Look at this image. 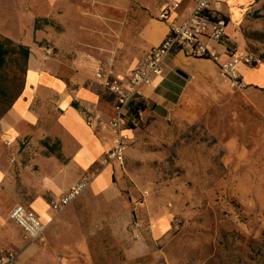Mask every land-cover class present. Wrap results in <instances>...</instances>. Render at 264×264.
I'll return each instance as SVG.
<instances>
[{
    "label": "rangeland",
    "instance_id": "obj_1",
    "mask_svg": "<svg viewBox=\"0 0 264 264\" xmlns=\"http://www.w3.org/2000/svg\"><path fill=\"white\" fill-rule=\"evenodd\" d=\"M113 1L127 5L0 0V44L7 50L0 66V121L25 90V50L29 56L39 49L42 61L53 62L62 75L107 54L121 73L144 59L141 23L156 20L170 0ZM215 1L216 13L239 25L231 52L240 48L238 53L261 59L264 0ZM226 32L231 37L233 28ZM165 64L170 69L156 93L166 101H144L147 111L132 127L123 167L115 165L110 194H94L90 186L52 218L42 241L22 245L14 226L10 243L0 247L51 251L33 255L29 264H264V88L237 90L216 70L209 80L192 77L181 95L183 82L171 61ZM261 68L246 71L243 81L260 77ZM90 77L103 103L93 70ZM8 141L0 125L4 150Z\"/></svg>",
    "mask_w": 264,
    "mask_h": 264
},
{
    "label": "crops",
    "instance_id": "obj_2",
    "mask_svg": "<svg viewBox=\"0 0 264 264\" xmlns=\"http://www.w3.org/2000/svg\"><path fill=\"white\" fill-rule=\"evenodd\" d=\"M49 1H55L58 5L67 3V0ZM103 1L118 6L127 5L123 1ZM180 1V14L182 18H185L190 11L192 2L191 0ZM161 8L155 17L156 20L148 22L144 20L141 23L142 28L139 32L138 42L146 52L144 56L157 46L167 33L166 25L158 19ZM235 10L237 9L235 8ZM232 11L233 13L236 12L234 9ZM233 34L235 31L229 37L226 32L223 47L228 54L240 52V48L234 52L230 50L234 41ZM216 49L221 51L223 48L216 47ZM42 55L39 49L29 53L25 90L13 102L0 121L1 127L10 140L8 142L11 143L10 146H5L6 150L0 145V244L10 243L12 238L10 230L11 228L14 230L15 226V230L17 229L19 232V242L25 245L21 239L20 229L6 218L13 206L23 205L43 218H50L51 221L55 215L48 202L64 193L83 174L98 169L101 159L108 152L111 141L110 135L107 132L93 130L87 126L85 121L86 117L103 118V116L108 117L111 114L108 97L106 96V101L102 103L92 87L91 71L104 68L105 60H111L115 73L121 77H126L131 69L139 67L143 63V60L141 62L136 61L125 73H121L115 58L107 54L104 61L97 58L95 62L91 59L85 60L79 72L74 71L71 75H62L53 62H43ZM221 58L224 57L221 56ZM167 59L173 64L174 73L178 69L187 76V78H183L175 73L183 82L181 95H184L192 87V77L193 79L209 80L216 70L218 71L217 65L206 58L186 57L182 53L176 52ZM120 66L123 67L124 65ZM257 67H262V75L245 80L244 83L247 87L264 88V64ZM257 67L240 66L242 79L246 71H252ZM166 68L170 69L165 64V70ZM163 79L164 76L161 81L156 79L153 86L142 90L143 101L147 105L149 100L154 104L165 100L156 93L158 85ZM92 80L98 86L94 78ZM106 110V113L103 112ZM131 138L133 143L132 132ZM45 140H50V144H41ZM47 145H50L54 152H50ZM11 160L14 163L11 164ZM114 170L115 164L102 166L99 171L97 170L93 181L85 191L93 186L94 194L109 195L113 184ZM10 223L13 227L10 226ZM7 227L8 229H6ZM45 232L46 230L43 237ZM9 249L17 254L16 264H29L33 255L39 253L46 255V252H51L44 250L45 248L38 251L33 248L23 250L21 247Z\"/></svg>",
    "mask_w": 264,
    "mask_h": 264
},
{
    "label": "built area",
    "instance_id": "obj_3",
    "mask_svg": "<svg viewBox=\"0 0 264 264\" xmlns=\"http://www.w3.org/2000/svg\"><path fill=\"white\" fill-rule=\"evenodd\" d=\"M191 2L192 6L185 18L180 14V0H171L164 4L158 19L166 25V35L147 53L142 65L131 69L126 77L115 73L111 60H105V67L93 72L94 80L108 97L111 105V114L106 122L99 121L97 117L85 118L88 127L110 135V148L101 159V165L115 164L120 169L123 167L125 154L132 145L130 127L136 124V120L130 116V108L136 102L143 100L144 88L153 86L156 79L162 80L165 60L172 53L211 60L217 65L219 75L237 90L247 86L242 79L240 66L253 68L262 64L261 59L253 58L248 53L228 54L223 47L226 29L231 26L233 31H237L239 25L230 17L216 14L217 11L219 12V2L215 0H191ZM216 47L223 49L219 51ZM99 55L104 56V53L99 52ZM10 144L5 142L7 146ZM97 172L83 174L64 193L51 199L48 205L54 215L64 211L84 192ZM6 218L20 229L21 239L25 245L41 241L49 223L46 218L20 204L13 206ZM16 257L17 254L11 249L0 247V264H16Z\"/></svg>",
    "mask_w": 264,
    "mask_h": 264
},
{
    "label": "trees",
    "instance_id": "obj_4",
    "mask_svg": "<svg viewBox=\"0 0 264 264\" xmlns=\"http://www.w3.org/2000/svg\"><path fill=\"white\" fill-rule=\"evenodd\" d=\"M217 15H220L218 13H216ZM221 16V15H220ZM34 30H38L37 27H34ZM22 48V47H20ZM7 54V50L3 47L2 44H0V66L3 65L4 60H5V56ZM25 57L28 58V52L27 50L24 51ZM261 59L262 62L264 64V54L261 55ZM18 97L13 98V102L17 99ZM109 101V99H108ZM12 103V102H11ZM73 106H76L75 104H73ZM146 110V104L143 100L136 102L131 108H130V116L131 118L138 120L139 119V114L143 111ZM131 126V125H130ZM132 128V126L130 127ZM133 129V128H132Z\"/></svg>",
    "mask_w": 264,
    "mask_h": 264
},
{
    "label": "water",
    "instance_id": "obj_5",
    "mask_svg": "<svg viewBox=\"0 0 264 264\" xmlns=\"http://www.w3.org/2000/svg\"><path fill=\"white\" fill-rule=\"evenodd\" d=\"M175 73H176L177 75L183 77V78H187V76H186L182 71H180V70H178V69L175 70Z\"/></svg>",
    "mask_w": 264,
    "mask_h": 264
},
{
    "label": "bare ground",
    "instance_id": "obj_6",
    "mask_svg": "<svg viewBox=\"0 0 264 264\" xmlns=\"http://www.w3.org/2000/svg\"><path fill=\"white\" fill-rule=\"evenodd\" d=\"M46 219H47V221L49 222L50 219H49V218H46Z\"/></svg>",
    "mask_w": 264,
    "mask_h": 264
}]
</instances>
